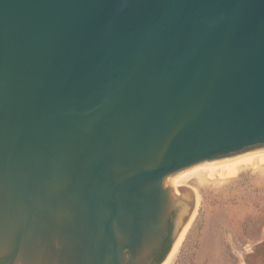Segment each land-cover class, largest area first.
<instances>
[{"label":"water","instance_id":"1","mask_svg":"<svg viewBox=\"0 0 264 264\" xmlns=\"http://www.w3.org/2000/svg\"><path fill=\"white\" fill-rule=\"evenodd\" d=\"M264 148V0H0V264H142Z\"/></svg>","mask_w":264,"mask_h":264},{"label":"rangeland","instance_id":"2","mask_svg":"<svg viewBox=\"0 0 264 264\" xmlns=\"http://www.w3.org/2000/svg\"><path fill=\"white\" fill-rule=\"evenodd\" d=\"M206 163L172 179L197 203L161 264H264V163L214 178L198 167Z\"/></svg>","mask_w":264,"mask_h":264},{"label":"bare ground","instance_id":"3","mask_svg":"<svg viewBox=\"0 0 264 264\" xmlns=\"http://www.w3.org/2000/svg\"><path fill=\"white\" fill-rule=\"evenodd\" d=\"M255 162L264 163V148L253 150L231 158L210 161L209 163L207 162L206 164H202L198 167H202L209 177L214 178L216 175H219L220 177L237 175L240 166L253 164Z\"/></svg>","mask_w":264,"mask_h":264},{"label":"flooded vegetation","instance_id":"4","mask_svg":"<svg viewBox=\"0 0 264 264\" xmlns=\"http://www.w3.org/2000/svg\"><path fill=\"white\" fill-rule=\"evenodd\" d=\"M173 228H174V219L170 220L169 223V230L168 235L164 241V244L161 248V250L157 253L156 257L153 259L151 263H142V264H161L165 256L167 255L170 245L172 242V235H173Z\"/></svg>","mask_w":264,"mask_h":264}]
</instances>
